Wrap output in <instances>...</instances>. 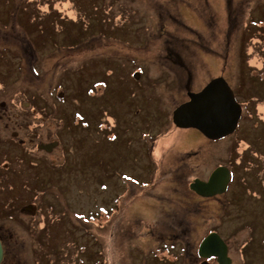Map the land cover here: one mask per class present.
<instances>
[{
    "label": "rangeland",
    "instance_id": "obj_1",
    "mask_svg": "<svg viewBox=\"0 0 264 264\" xmlns=\"http://www.w3.org/2000/svg\"><path fill=\"white\" fill-rule=\"evenodd\" d=\"M203 2L0 0L1 264H197L211 229L230 245L232 264H264V192L241 181L251 165L257 173L264 150V4L247 1L224 59L214 55L216 26L198 19ZM208 4L222 19L226 1ZM173 8L191 24L176 30L189 41L190 89L223 75L243 107L236 131L221 139L173 123L186 71L156 36L157 14ZM53 138L52 152L37 149ZM231 152L237 164L223 199L250 206L257 232L243 255V215L217 202L202 215L189 188L218 163L231 166Z\"/></svg>",
    "mask_w": 264,
    "mask_h": 264
},
{
    "label": "flooded vegetation",
    "instance_id": "obj_2",
    "mask_svg": "<svg viewBox=\"0 0 264 264\" xmlns=\"http://www.w3.org/2000/svg\"><path fill=\"white\" fill-rule=\"evenodd\" d=\"M225 1H226V5H225L224 13L221 15L222 19H219L217 17V14L215 13L216 11L207 9V6L209 7L208 0H204L203 8H201L199 10V12L197 11L198 12L197 16H199L198 19L201 21V25L204 26L206 24V21H207V24L208 23L210 25L214 24L216 26V29H215L216 38L214 39L213 42L215 43L217 41L219 43L218 46L221 47V48L218 50V54L215 53L214 55L218 56V57H221V58H224V59L227 58L228 51L232 49L234 32L236 31V29H237V27L239 25V18L244 17L245 6H246V3H247L248 0H241L244 3H239V0H225ZM263 4H264V0H263ZM157 19H158L157 20V25H158V28L160 29V31H159L158 35H156V36L165 37L166 40H162V41L167 42L166 45L164 44L162 46L163 47L162 51L164 52L165 57L170 58L172 60V62L177 63L178 66L181 69H184L186 71V75H185L186 78L184 79L183 85H184V88L187 91H191L192 89H190V87L192 88L193 82H194V79H195V68L192 67V63H191L190 56H189L190 53H191L190 46H189V41H186V40L183 39V38H185V36L181 35V36H183V38H182L181 36L179 37V35H177V33H176V30L178 29L177 27H179V25H181V24H189V25H191V24L188 23L185 20L183 14L179 13V9L178 8H173V9H171V11H167L166 17H164V15H162V14H157ZM168 21H170L171 23H168ZM223 21H224V23H222ZM166 26H170L172 28V30H168V29L165 30ZM220 26H223L224 29H222V27H220ZM218 29H220L219 32H218ZM154 34H156V33H152V35H154ZM204 35H205V33H204ZM217 35H218V38H217ZM199 36H202V35H199ZM8 37L10 38L9 35H8ZM9 41L10 40L6 38V42H9ZM200 44L202 45L200 47V49H202V50L209 51L210 53H214L216 51L214 48H212L210 46L208 47L206 42L200 41ZM263 44H264V41H263ZM207 49H211V50H207ZM263 56H264V49H263ZM263 63H264V57H263ZM173 65H176V64H173ZM24 68L34 69V66L32 65L30 68L29 67H24ZM262 69H264V65H263ZM262 75H263V78H264V74L263 73H262ZM220 76H223V75H217L215 77H220ZM215 77H213V78H215ZM223 77L226 79V81L230 85V83L227 80V78L225 76H223ZM213 78H211L208 82H210ZM207 83H205L203 86H205ZM239 89H241V88L239 87ZM196 90L197 89H193L192 91H196ZM233 91H234V89H233ZM234 93H235V96H236V92L235 91H234ZM188 98H189V96L187 94V99ZM236 99L239 102V99H238L237 96H236ZM4 103H5V101H2L0 104H4ZM242 109H243V107H242ZM241 115H242V113H241ZM239 121H240V119H239ZM238 125H239V122H238ZM13 132L14 131L11 132L10 140L16 141L14 139L16 136L12 135ZM234 132H232V133H234ZM205 137L208 138L207 136H205ZM224 137H226V136H224ZM221 138H223V137H221ZM221 138H218V139H221ZM208 139L217 140V139H211V138H208ZM17 142H19V141H17ZM258 153H259L258 154L259 157L257 159L255 158L254 162L259 164V170L257 171V173L253 172L251 170V167H252V165H251L249 170L244 173V176L241 178V181L244 184H246L248 187H250V189H253L255 192H264V150L263 149L261 150L259 148V152ZM233 156H234L233 152H231L230 155L228 156V159L232 162V163H230L231 166H228L225 163H218L211 171L210 170L208 171L207 175H204L203 177L197 176V177H199V178H201L203 180H208L210 174L212 173V171L216 167H218V166H226L227 168H229V170L231 172V176H230V181L228 182L227 189H226L225 192L219 193V194H215L213 196H203V195L198 194L196 191H194L192 189H190V190L195 194L196 197H198L197 201H199V205H197V209L196 210H197L198 213H202V215L204 214L203 213L204 211L206 212L207 205L209 207L210 203H214L215 204V202L218 203L219 209L228 210V213L231 212L232 213L231 216L232 215H243V217L245 219L241 222L240 226L244 227V228H246L248 230V236H249V238L247 240H244L241 243V246H240L241 254L243 255L244 254V250L247 248V246L249 244H251L252 241L255 240L257 232H256L255 223L251 221V216L249 214H247V213H249L251 211L250 206H243V207H241L240 209L237 210V208L235 207L234 202L223 199V197L226 195V193H227V191L229 189V186L234 181V175H235L234 163L237 164V162H235ZM237 172H239V170H237ZM189 188H190V183H189ZM246 195H249L248 197H249L250 201L257 200L256 199L257 198L256 195L249 194V193L246 194ZM177 203H178V201H177ZM178 204H180V203H178ZM22 207L23 206L18 208V212H21ZM172 207H173V205H172ZM209 209H210V207H209ZM211 209H213L214 211L216 210L214 208H211ZM9 212H10V210H9V204H8L7 205V209H6V214H8ZM171 216H172V213H171ZM175 216H177V215H175ZM5 222H9V221H5ZM182 231H184V230H182ZM212 231H215V230L211 229V230L208 231L207 234H209ZM8 233H10V231ZM173 234H175V231L173 232ZM203 238H201V240ZM201 240H200V242H201ZM0 241L2 243V247H3V250H4V256H5L6 242H5V235L2 232H0ZM200 242H199V244H200ZM199 244H198V247H197V256H198V263L197 264H199L200 262H202L204 260V258L201 257L199 255V253H198ZM262 244H263V247H264V238L262 239ZM173 245H174V243H173ZM229 246L230 245L228 244V254L232 258V263H233V257L231 255V250H230ZM186 247H188V243H184V245L182 246L181 254H182L183 260L186 259V257H187V248ZM4 256H3V259H4ZM3 259H2V261H3ZM208 260L211 263H213V264H219L218 261H217V257H215V256L210 257ZM2 261L0 262V264L2 263Z\"/></svg>",
    "mask_w": 264,
    "mask_h": 264
},
{
    "label": "water",
    "instance_id": "obj_3",
    "mask_svg": "<svg viewBox=\"0 0 264 264\" xmlns=\"http://www.w3.org/2000/svg\"><path fill=\"white\" fill-rule=\"evenodd\" d=\"M189 99L180 103L173 110V122L182 128L193 127L211 139L227 136L235 131L242 113V107L237 101L232 87L223 76L215 77L199 91H188ZM17 131L12 133L13 136ZM59 141L40 142L37 147L46 152H52ZM231 172L226 166L216 167L208 180L196 177L191 181L190 188L203 196H213L227 189ZM198 253L204 258L199 264H213L208 259L217 257L219 264H231L228 254V244L221 235L212 231L201 241ZM4 250L0 241V262Z\"/></svg>",
    "mask_w": 264,
    "mask_h": 264
}]
</instances>
